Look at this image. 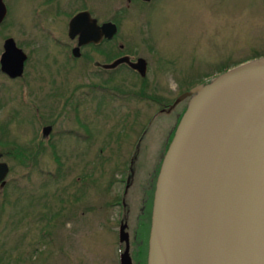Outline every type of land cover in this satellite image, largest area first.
<instances>
[{
    "label": "rangeland",
    "instance_id": "rangeland-1",
    "mask_svg": "<svg viewBox=\"0 0 264 264\" xmlns=\"http://www.w3.org/2000/svg\"><path fill=\"white\" fill-rule=\"evenodd\" d=\"M31 1L12 0L11 11L24 30L17 40L30 53L25 76L10 81L0 73V160L8 166L0 186V264H119L124 207L112 203L122 195L130 154H137L126 195L125 230L131 234L138 231L133 194L155 175L161 145L176 121L157 110L223 70L264 55V0H154L140 11L135 6L122 17L119 41L152 65L144 80L120 74L113 93L95 87L100 80L92 76L73 75L77 70L53 75L57 64L29 43ZM31 105L38 107L40 126H52L47 136L38 133V143L32 137L39 124L32 127L26 115ZM76 117L90 133L82 141Z\"/></svg>",
    "mask_w": 264,
    "mask_h": 264
},
{
    "label": "water",
    "instance_id": "water-1",
    "mask_svg": "<svg viewBox=\"0 0 264 264\" xmlns=\"http://www.w3.org/2000/svg\"><path fill=\"white\" fill-rule=\"evenodd\" d=\"M9 48L0 66L13 77L24 55L12 64ZM123 61L144 75L142 58L106 67ZM183 101L154 179L145 264H264V55L190 87L168 110ZM7 171L0 161V186ZM125 228L119 264H131Z\"/></svg>",
    "mask_w": 264,
    "mask_h": 264
},
{
    "label": "flooded vegetation",
    "instance_id": "flooded-vegetation-1",
    "mask_svg": "<svg viewBox=\"0 0 264 264\" xmlns=\"http://www.w3.org/2000/svg\"><path fill=\"white\" fill-rule=\"evenodd\" d=\"M123 1V6L119 5V0L31 1L32 3L29 7L31 16L29 29L32 31L30 33L32 38L30 39L29 43L35 44V46H32V50H36L37 48L44 50L43 58L53 65L57 64V66H55L56 68H53L57 71L53 74L54 76L59 74L61 69L66 70V73L68 71L69 74L71 71L77 70L78 72L73 73V75L78 74L83 78L92 76V78L100 80V83L96 84L95 87H98V89L100 90H110V93H113L114 90H116L115 81L118 80L120 74H130L132 76L135 75L143 80L147 79L146 76L149 75L148 68L149 65L151 66L152 64L142 56H135L134 51L132 50L133 48L131 46L127 47L125 46V44L120 42L119 33L120 26L123 20L122 17H126V14H128L130 11H133L135 6H139L135 8L137 9V11H140L141 7L149 6L154 0ZM12 7V0H0V58L5 50H7V45H11V49H9L12 54V59L10 58V62L12 64L16 62L15 60L16 57H19L18 55H21V53L24 55V58L22 60V71L19 75L12 77L8 73L2 71L0 66V73L7 80L18 81L22 80V78L25 76V67L30 58V53L25 50L21 42L17 40L18 33L20 32L22 34L24 30L21 25L14 24L13 19L11 18ZM12 28H15L17 30V33H15ZM141 29L142 28H140V30ZM83 40L85 41L82 42ZM145 42V48L153 54V46L151 44H148L147 41ZM12 44L14 46H12ZM16 49H19L20 52ZM120 57H127L129 62H134L138 58L144 59V75L141 76L137 70L130 67L127 61L120 62L111 68L106 67V65L111 64L113 61ZM155 59L159 61L161 58L155 57ZM157 65L158 64H156L155 62V64L153 65V71L155 72L151 73L154 81L160 79L158 77V75L160 74L158 73ZM10 67L13 66H9V68ZM108 83H110L109 87L107 86ZM17 86H20V88L23 89V92L26 95V89H24V87H26L25 83L23 81H19L17 83ZM80 86L82 85L80 84ZM132 92L133 90H127V93ZM173 100L168 104L161 105V107L157 110L166 114L172 113L173 119L176 120H174L175 123L172 127V130L169 131V135H166L164 142L161 145V150L158 156L159 161L160 155L163 153L166 144L171 137L173 128L184 109V103L182 104V102H180L168 110V107L172 104ZM31 106L32 114L31 112H29L26 115L31 122L32 127H34L35 125L38 126L39 124V126L35 128L36 130L34 132V136L32 135V140L38 143V133L40 132L42 137L47 136L48 132L51 131L52 126L51 124H44L40 126V115H38V107L33 105ZM76 119L80 131L77 135V138L81 141L87 139L88 136H90L88 128H86V126L80 120H78V117H76ZM133 124V120H130L128 122L129 127H133ZM46 127H49L47 135L43 134V130ZM126 133L128 135L129 131H127ZM37 150L38 147L32 148L31 155H35ZM98 151L100 152V149H98ZM0 154L2 156V152H0ZM129 157L130 165L128 167L129 169L127 174L123 178L122 195L119 202L113 201L114 203H112H120L121 206L124 207V221L127 217V207L129 206V203L126 202L127 191L134 184V172L131 167V163L136 159L137 154L132 153ZM154 174L156 175V173ZM155 175L150 177L147 176L142 187L135 191V193L132 192L134 193L133 195L135 196L134 198L136 201L135 218L137 220L138 231L136 230L131 234L127 232L131 264H145L151 198ZM138 233L141 234L142 238L139 237L140 235H138ZM134 239L136 240V242ZM130 248H132L133 250L132 253L130 252ZM137 253L139 256L137 255Z\"/></svg>",
    "mask_w": 264,
    "mask_h": 264
},
{
    "label": "bare ground",
    "instance_id": "bare-ground-1",
    "mask_svg": "<svg viewBox=\"0 0 264 264\" xmlns=\"http://www.w3.org/2000/svg\"><path fill=\"white\" fill-rule=\"evenodd\" d=\"M128 227H129V226H128ZM135 228H136V227H135ZM137 229H138V228H137ZM130 230H131V229H130ZM131 233H132V232H131ZM143 233H144V231H143ZM136 235H137V234H136ZM138 235H140L139 237H141V234L138 233ZM138 235H137V236H138ZM135 238H136V236H135ZM141 238H142V237H141ZM141 238H140V239H141ZM138 239H139V238H138ZM131 240H133V239H131ZM134 240H135V239H134ZM135 242H136V240H135ZM137 242H138V240H137ZM130 243H131V242H130ZM131 244H132V243H131ZM137 244H138V243H137ZM134 245H135V244H134ZM131 246H132V245H131ZM131 246H130V247H131ZM136 246H137V245H136ZM138 247H140V246H138ZM133 248H134V247H133ZM130 249H131V248H130ZM138 249H139V248H138ZM136 250H137V249H136ZM139 250H140V249H139ZM132 251H133V250H131L130 252L132 253ZM138 253H139V252H138ZM138 253H137V255H138ZM138 256H139V255H138ZM133 257H134V255H133ZM133 257H132V258H133ZM133 259H134V258H133ZM141 259H142V258H141ZM134 260H135V259H134ZM134 260H133V262H134ZM136 260H137V257H136Z\"/></svg>",
    "mask_w": 264,
    "mask_h": 264
}]
</instances>
